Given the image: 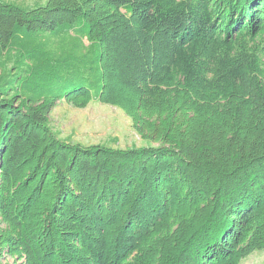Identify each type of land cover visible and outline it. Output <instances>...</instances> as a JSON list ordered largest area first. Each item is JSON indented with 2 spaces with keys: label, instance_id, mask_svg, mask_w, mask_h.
Wrapping results in <instances>:
<instances>
[{
  "label": "trees",
  "instance_id": "obj_1",
  "mask_svg": "<svg viewBox=\"0 0 264 264\" xmlns=\"http://www.w3.org/2000/svg\"><path fill=\"white\" fill-rule=\"evenodd\" d=\"M16 50L28 70L0 89V264H241L264 250V0H0V57ZM90 76L96 94L77 84ZM60 80L75 84L43 89ZM93 100L147 144L62 138L57 104Z\"/></svg>",
  "mask_w": 264,
  "mask_h": 264
},
{
  "label": "rangeland",
  "instance_id": "obj_2",
  "mask_svg": "<svg viewBox=\"0 0 264 264\" xmlns=\"http://www.w3.org/2000/svg\"><path fill=\"white\" fill-rule=\"evenodd\" d=\"M15 1V0H13ZM19 3L33 5L36 2H42L44 0H16ZM56 30V29H55ZM69 33H81V30L70 29L65 31ZM76 32V33H75ZM40 32L33 33L34 43H53L57 42V45L67 42L68 38L66 33H60V38L57 40L54 38L50 41L48 34ZM86 43L88 41L86 40ZM49 52H62L65 48H57L51 50L49 48H43ZM58 50V51H57ZM28 65L24 59V55L21 50L11 51L8 55L0 57V89H10L12 94L15 91L14 88H18L21 84V76L27 73ZM97 73V70H95ZM96 77L90 76L88 81L78 80L77 84L90 83L93 88V93L96 94L98 87L93 84ZM75 83L63 82L62 80L52 83H44V88H53L55 92L59 90L68 89V87ZM19 90V89H18ZM21 93H25L24 90H20ZM52 126L60 133L61 137L67 140H73L75 142H82L85 144H106L114 147L132 148L135 146H144L147 144L145 140L137 133L133 126L132 119L120 108L115 106L101 103L97 100H93L86 108H77L65 101H61L53 109L51 115ZM241 264H264V250L255 251L248 258L243 260Z\"/></svg>",
  "mask_w": 264,
  "mask_h": 264
}]
</instances>
